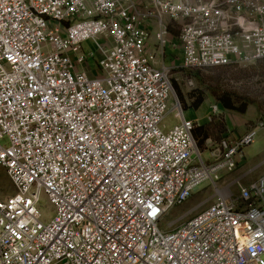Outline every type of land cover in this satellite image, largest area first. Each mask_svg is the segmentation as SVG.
I'll list each match as a JSON object with an SVG mask.
<instances>
[{
    "label": "built area",
    "instance_id": "built-area-1",
    "mask_svg": "<svg viewBox=\"0 0 264 264\" xmlns=\"http://www.w3.org/2000/svg\"><path fill=\"white\" fill-rule=\"evenodd\" d=\"M263 60L264 0H0V264H264V174L165 221L237 169L264 115L208 160L178 97L162 128L174 75L191 91L186 71Z\"/></svg>",
    "mask_w": 264,
    "mask_h": 264
},
{
    "label": "rangeland",
    "instance_id": "rangeland-1",
    "mask_svg": "<svg viewBox=\"0 0 264 264\" xmlns=\"http://www.w3.org/2000/svg\"><path fill=\"white\" fill-rule=\"evenodd\" d=\"M151 27L153 28L152 42L155 43L158 28L154 22H151ZM170 35L176 39L178 34L174 30L170 32ZM170 47L171 43L169 40V44L167 45L168 56H166L167 64L172 61ZM83 48L86 52H94L95 50L92 41L85 43ZM178 51L174 52L176 56H178ZM186 74L195 77L196 86L190 89L191 91H186L180 79L184 74L174 75L173 87L175 93L168 102V110L162 123V128L167 132L182 122L181 113L176 107L175 97H178L183 109H185L183 112L184 117L188 120L197 119L200 121L202 130L197 131L199 128L196 129L197 132L195 131L194 137L198 149L203 152V158L208 160L210 158V151L215 148L213 144L228 136L226 135L227 127L225 120L231 128L230 130L238 131L246 123L255 119L254 107L257 108L259 116L264 115V60L255 62L246 68L220 67L203 71H186ZM179 93L180 95H178ZM223 99L229 100L234 109H238L243 104L249 102H254L255 106L248 107L246 113L243 114L234 111V109H225L222 106ZM198 100H203V104L198 109H195L193 104ZM216 104H219V115H210L211 106ZM258 115L256 117H259ZM230 116L234 118L236 124H233ZM263 147L264 137H261V133H259L255 143L248 147L251 150L250 157L245 156L246 148L241 158L243 163H240V159L239 165L234 172L223 174V178L215 180L214 184L212 182L205 184L202 190L194 194L183 206L173 209L165 221L175 219L177 220L175 226H178L213 203L216 199V188L227 187L234 191L236 188L235 183L238 180L247 185L260 176L264 172V152L260 153L259 156L252 155L254 158H252L251 154L256 153ZM15 192V186L7 169L0 166V196L7 198L15 194ZM41 209L45 220H49L55 216L54 207L47 198L42 200Z\"/></svg>",
    "mask_w": 264,
    "mask_h": 264
},
{
    "label": "crops",
    "instance_id": "crops-1",
    "mask_svg": "<svg viewBox=\"0 0 264 264\" xmlns=\"http://www.w3.org/2000/svg\"><path fill=\"white\" fill-rule=\"evenodd\" d=\"M173 52V51H172ZM177 54H178V56H177V58H178V60H177V63L178 64H181L182 63V57H183V55H182V53L180 52L179 53V51L177 52ZM181 62V63H180ZM253 106H255V105H252V106H249V108L250 107H253ZM255 108V119L254 120H251V121H249L248 123H246V125L242 128V129H240V130H238V131H232V130H230L231 128L229 127V125L227 124V122H226V120H225V123H226V129H227V134L226 135H228V136H230V137H233V138H240L242 135H244L246 132H247V130L249 129V127L250 126H252L253 124H255V121H256V118H259L260 116L258 115V112H257V108L256 107H254ZM248 110V109H247ZM259 116V117H256V116ZM230 118L232 119V121H233V124H236V122L234 121V118L232 117V116H230ZM260 133H261V137H264V130H261L260 131ZM250 151L251 150H249L248 149V147H247V149L245 150V156H249L250 155ZM264 152V147L262 148V149H260L259 151H257L256 153H254V154H251V156L253 155V156H259V154L260 153H263ZM252 156V158H254ZM250 157V156H249ZM240 163H243V160L241 159L240 160ZM262 174H264V172L263 173H261L260 174V176L262 175ZM260 176H258L257 178H259ZM256 178V179H257ZM255 180V179H254Z\"/></svg>",
    "mask_w": 264,
    "mask_h": 264
},
{
    "label": "trees",
    "instance_id": "trees-1",
    "mask_svg": "<svg viewBox=\"0 0 264 264\" xmlns=\"http://www.w3.org/2000/svg\"><path fill=\"white\" fill-rule=\"evenodd\" d=\"M198 75V74H197ZM178 95H180V93L178 94ZM223 101V103H222V106L225 108V109H231V110H233L234 108H232V105H231V103L229 102V100H222ZM203 104V100H198L197 102H195L194 104H193V106H194V108L195 109H198L201 105ZM250 105H255V103L254 102H249V103H245V104H243L240 108H238V109H234V111H237V112H239V113H246V111H247V109H248V107L250 106ZM200 130H202V127H200L197 131H200ZM196 131V132H197Z\"/></svg>",
    "mask_w": 264,
    "mask_h": 264
}]
</instances>
